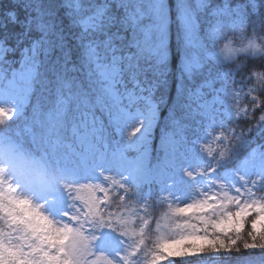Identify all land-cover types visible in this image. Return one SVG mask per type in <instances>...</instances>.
I'll return each instance as SVG.
<instances>
[{"label": "snow or ice", "instance_id": "snow-or-ice-1", "mask_svg": "<svg viewBox=\"0 0 264 264\" xmlns=\"http://www.w3.org/2000/svg\"><path fill=\"white\" fill-rule=\"evenodd\" d=\"M130 4L131 7L129 2L123 4L125 15L118 22L119 26L114 32L109 30L117 25V21L115 16L107 15V5L98 7L95 15L85 22L86 28H90L93 34L100 33L106 37L103 40H90L84 45L89 92L83 90V84L76 77L68 78L69 72H77L79 69L75 65L71 69L67 67L69 53L64 51V37L54 32L52 22L44 19L45 14L40 8L38 6L33 8L32 0H28L24 4L25 9L29 12L35 11L36 15L34 17L29 15L24 21H18L15 11L10 10L5 18L13 24L19 23L23 32L16 34L19 37L16 48L5 46L7 36L0 40V125L7 126L8 122L23 117L34 86L39 83L42 94L55 95L53 106L47 113L42 111L43 106L38 98L31 117L34 124L48 125L47 135L39 139L34 136L32 140L34 149L45 159H51L57 164L68 160V153L59 150L61 143L59 138L52 140L50 137L65 127L68 106L71 103L75 104L72 119L76 123L73 135L78 138V147L82 151L72 149L71 145L66 147L76 156L83 159L93 147L100 151L101 144L107 148L110 141L120 139L125 142L121 156L123 151L129 148L139 150L150 143L151 133L158 120L159 106L152 98L156 83L149 81L147 74L152 72L162 75L166 70L172 9L167 0H130ZM207 7L208 0H197L195 8L190 5L189 0L176 2L178 27L176 37L181 53V72L189 76L203 67V62L208 56V49L199 35L198 23L199 13ZM209 14L215 18L214 27L211 29L213 34L225 25L244 33L245 20L239 7L230 8L225 4L223 7L213 8ZM33 28L41 33L40 38L32 40L30 47L21 50L19 61L7 60L6 55L15 52L22 39L28 37ZM121 28L129 34H123ZM80 39L83 40L84 37L81 36ZM132 49L135 51H131ZM225 49L230 54L235 51L247 53L249 49L254 55L258 53V46L254 41H250L244 48L233 49L225 45ZM55 50H59L61 55L51 60V54ZM153 60L155 64L146 63ZM17 63L18 68L14 66ZM49 74L54 79L49 78ZM93 75L99 78L93 80ZM252 77H255L257 84L262 86H246ZM205 86L211 88L212 82L206 81ZM178 87L182 88V84ZM92 93H97L95 104L90 100ZM197 95L203 96V93L198 90ZM141 104L143 108L136 107L134 113L129 111ZM97 105L107 116L109 125L115 126L119 133L118 139L108 138L104 121L95 113ZM217 105L219 107H216ZM199 107L204 109L203 114L210 121V126L213 129L217 126L219 128V134L215 137L219 151L217 153L216 148H213L211 152L232 162L234 157L239 156L234 149H241L244 155L239 157L238 167L248 174L247 176L241 174V180L247 181L251 177L256 184L264 180V74L253 72L235 86L225 83L217 90V95L212 101H204ZM41 116L44 120H41ZM241 120L248 122V127L237 131L238 122ZM175 125L172 131L166 129L161 136V150L166 156L169 153H176L187 144L184 126L178 121ZM25 131H31L30 126L26 127ZM0 140L19 144L25 141L23 136L11 127L0 132ZM26 204L27 202L9 197V206L0 203V213L7 215V222L10 225H22L31 231L33 236L43 233L44 229L41 227L43 218L38 217L34 210L25 207ZM241 211L245 217L256 213L249 221L251 231L248 235L251 242L244 241L242 247L246 250L264 251V198H255L244 204ZM200 239L196 238L197 241ZM242 239L237 236L228 245L220 241V247L212 246L211 250L231 251L237 240ZM51 240L52 237L46 234L40 236L41 243H49V247L53 246ZM186 242L193 241L189 239ZM211 245V241H202L197 247L189 248L185 252H169L167 249L165 252L168 255H192ZM235 250L240 251L239 248ZM37 252L40 253L42 260L57 259L38 248L25 251L22 247L0 242V264H33L31 256Z\"/></svg>", "mask_w": 264, "mask_h": 264}, {"label": "trees", "instance_id": "trees-1", "mask_svg": "<svg viewBox=\"0 0 264 264\" xmlns=\"http://www.w3.org/2000/svg\"><path fill=\"white\" fill-rule=\"evenodd\" d=\"M249 1L264 4V0H208V7L203 9L199 13V35L203 39V43L208 49V56L203 62V67L197 71H194L191 76L187 73L181 72V53L178 50V43L176 34L178 27L176 23V2L177 0H167V3L172 9V25L170 27L169 36V57L167 60V67L163 74L149 72V81H154L156 86L152 92V98L159 106L158 120L154 128V135L152 136L153 144H155L163 132L167 129L172 131L174 129L175 122L178 121L184 126L185 136L187 138V144L181 147V152H189L194 150L195 147L191 144L193 140L200 137L201 126L197 122H204L201 117L193 113V94L201 90L204 95L202 99H208L210 96L207 94L209 88L206 85V81H211L215 76L224 70H229L234 73V83L239 85L242 79L250 76L251 73H262L264 74V57H253L248 53H242L235 51L233 53H226L224 48L225 44L233 49H239V43H232V39L238 40L230 31L223 30L221 39L215 42L206 40L205 30L211 22L210 12L213 8L219 7L222 4L228 6H238L247 4ZM28 0H0V40H5V46L9 48H16L17 38L16 34L22 33L23 29L19 23L13 24L5 17L10 10H14L17 20L24 21L29 15L35 16L36 12L25 9L24 4ZM130 0H32L33 8L37 6L45 14L44 19L51 21L53 24L54 32L64 37L65 49L64 51L69 53V63L67 67L71 69L74 65L79 69L77 72H69L68 78L76 77L82 84L83 90L89 92L88 83V68L85 67V48L90 40H103L106 37L103 34H93L91 29L84 30L81 27L80 21L85 17L89 16L96 8L107 5V15L115 16L117 25L113 26L109 31L114 32L117 30L118 22L124 18L125 8L123 4ZM190 5L195 8L197 6V0H189ZM249 16V15H248ZM253 17L249 16V22L246 27V34L261 35L264 34V19L261 16L257 22L252 21ZM120 31L128 35L129 33L124 32L121 28ZM41 33L33 30L29 33V36L22 39L19 48L12 53L6 55L7 60L19 61L21 59V50L25 47L31 46V41L39 39ZM84 39L81 40L80 37ZM221 48H224V52L221 53ZM102 51V49H101ZM131 51H135L132 49ZM226 54V55H225ZM233 54L236 57H233ZM61 55L59 50H55L50 59L55 60L56 56ZM41 59L43 56L41 55ZM143 63V62H142ZM146 63L155 64V60L148 61ZM19 67V63L14 65ZM94 67V66H93ZM49 78L54 79L49 74ZM99 77L93 75L92 79L96 80ZM127 79V77H125ZM143 79V78H141ZM254 82L256 87H261V84H257L253 80V77L247 81V85ZM182 84V88H179ZM131 87V84L128 85ZM147 94V93H145ZM97 93L90 95V100L95 104ZM47 97V99H45ZM40 99V103L43 106L42 111L47 113L52 108V102L55 100V95L49 96L47 93H41L40 84L37 83L34 86V91L29 99L28 104L25 106L23 117L18 120H12L8 122L7 126L0 125V132H3L7 127H11L13 130L19 132L25 141L23 144L12 143L8 140H0L1 144L7 143L14 151L21 154L24 160L35 161L40 167L43 168L46 179L44 183L49 188L50 192L57 194L68 195V205H73L75 196L76 186L72 182H65L60 177V168H73L77 173L83 184L84 174L86 171H90L95 174V183L88 186L92 191L96 201L92 207L87 210L79 212L80 218L84 221L86 226L91 230H96L100 225L110 222L119 213L127 211L136 212V230L138 234L135 240L138 243V254L137 257L140 261L147 260L153 253H156L160 248V243L157 235L154 233V227L165 214L166 209L164 205L157 203L159 189L155 186H149V188L138 187L133 188L128 184H117L110 188L109 179L113 175V172H106L105 169H94L95 162L91 161L87 163V166H83L74 155L69 153V149L66 145L75 147L76 140L73 135L72 129L75 126V121L72 117L74 114L75 104H69V111L67 113L66 125L54 133L50 139L55 140L59 138L61 141L59 150L61 152L68 153L67 162L62 161L57 164L51 159H45L38 151L34 149L32 143L33 137L39 139L41 136L48 134V125L45 123L43 126L40 124H34L31 120L33 115V106L36 105L37 99ZM201 99V100H202ZM137 107H143L138 105ZM131 110V109H130ZM95 113L100 117L106 126V134L109 139H118L119 133L115 126L109 125L107 116L102 113L100 106L97 105ZM171 113V115H170ZM41 120L44 117L41 116ZM27 122V123H26ZM31 128V131H25L26 127ZM248 127V122L239 121L237 131H241ZM203 144V143H202ZM100 146H103L102 144ZM117 146H124L122 139L117 141H110L107 146V150H113ZM104 147V146H103ZM216 148L218 153L219 148L216 145L208 147L203 144L201 155L203 159H213L220 170L237 169L239 164V157L244 155V152L236 148L235 152L239 153V156L234 157L232 162L227 161L223 157H219L217 154L211 152V149ZM195 151V150H194ZM194 153L193 155H196ZM152 159L155 158L154 147L151 150ZM264 186V180L260 181ZM104 196L106 198L105 204L100 206V198ZM256 214L249 216L245 219L242 228L236 232H230L224 235L211 233L210 238L212 239L213 246L219 248L220 241H223L225 245H228L231 240L242 237V240H237L236 245L231 251L225 252L219 251L218 256L214 258H198V259H173L172 264H264V251L259 249H244L242 244L244 241H249V232L251 231V221ZM190 221L189 218L174 217L171 218V225L175 223H185ZM14 230L9 226L6 219H3L0 215V242L4 244H10L22 247L25 251H30L33 248L42 250V244L35 242L31 237L26 236L19 238L14 235ZM239 248L240 251L235 249ZM33 256V258H32ZM31 256L33 264H46V260H42L40 253L37 252Z\"/></svg>", "mask_w": 264, "mask_h": 264}, {"label": "rangeland", "instance_id": "rangeland-1", "mask_svg": "<svg viewBox=\"0 0 264 264\" xmlns=\"http://www.w3.org/2000/svg\"><path fill=\"white\" fill-rule=\"evenodd\" d=\"M224 5L225 3L219 7ZM237 7L241 9L245 20L244 33L225 25L213 34L211 29L214 27L215 18L211 16V22L205 30L206 40L215 42L221 39L223 30L230 31L239 40L246 34L250 15L254 22H257L261 16L264 19L262 3L249 1L247 4L230 8ZM96 9L80 21L84 30L90 29L86 28L85 22L95 15ZM226 53L229 54L227 51ZM233 57L235 58L236 55L233 54ZM253 80L256 81L255 77ZM211 82L215 85L208 89L207 94L210 96L208 99L203 100L202 96L197 95V91L193 94V113L204 120V122H197L202 129L200 137L191 143L195 151L189 150L187 153L177 151L166 156L161 150L160 140L153 162L150 136V143L142 149L129 148L123 151V156L121 151L125 149V143L124 146L115 147L111 152L103 146H100V151H96L93 147L83 159L70 152L79 158L83 166L95 161V169L104 168L106 171H113L109 179L110 188L119 183L128 184L134 188L153 184L159 188L156 201L165 206L166 212L154 227L160 248L149 259L140 261L137 257L138 243L135 238L138 232L135 227V211L119 213L113 220L100 225L96 230L86 226L79 212L89 209L96 201L88 188L95 183V174L86 171L82 184L78 173L69 167L60 168L59 173L63 181L73 182L76 186L73 197L75 201L72 206L67 203L68 195L51 193L44 181L36 183L9 164H0V203L9 206V197L16 201L27 202L24 206L34 210L38 217L43 218L41 227L44 232L36 236L22 225L8 223L14 229V235L19 238L29 236L40 243L41 235L46 234L52 237L50 243L53 246L49 247V243H41L42 251H46L49 256L57 259L46 260V264H171L175 258L189 260L218 256L219 251L211 250L213 244L192 255H168L165 252V249L169 252H185L189 248L197 247L202 241L212 242L211 233L224 235L240 230L245 219L249 217L243 215L242 206L255 198H264V186L261 182L253 183L251 177L247 181L241 180V174L248 175L243 169L238 167L235 170L222 171L213 159L202 158L203 144L208 147L217 144L215 137L219 134V128L217 126L213 129L210 126V121L203 114L204 109L199 105L204 101H212L217 95V90H220L225 83L237 85L234 83V73L229 70L219 72ZM247 86L256 87L254 82ZM136 107L129 111L134 113ZM78 143L76 137V146L72 149L82 151ZM194 153L197 154L193 155ZM19 156L23 159L21 154ZM31 162L37 164L35 161ZM41 169L43 170L42 167ZM105 201L106 198L101 196L100 206L104 205ZM238 213L240 215H237ZM0 215L7 220L6 214L0 213ZM177 216L189 218L190 221L171 225V218ZM196 238L201 239L197 241ZM189 239L193 242L187 243ZM157 257L160 259H156Z\"/></svg>", "mask_w": 264, "mask_h": 264}, {"label": "clouds", "instance_id": "clouds-1", "mask_svg": "<svg viewBox=\"0 0 264 264\" xmlns=\"http://www.w3.org/2000/svg\"><path fill=\"white\" fill-rule=\"evenodd\" d=\"M229 39L232 40V43L234 44L239 43L240 48H244L249 44L250 41H254L258 46L257 54H259L260 57H264V34H245L239 40L232 38ZM224 48H221V53L224 52ZM247 53L253 57H257V54L254 55L251 49H249ZM4 163L9 164L17 171L36 183H41L47 178L45 172L38 164H35L29 160L21 159L19 154L14 151L7 143L0 144V164Z\"/></svg>", "mask_w": 264, "mask_h": 264}]
</instances>
